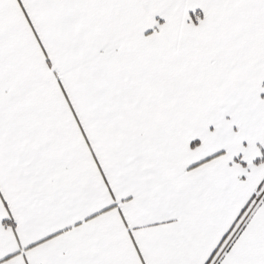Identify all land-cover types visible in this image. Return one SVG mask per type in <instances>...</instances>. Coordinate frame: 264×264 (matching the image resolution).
Wrapping results in <instances>:
<instances>
[{
  "label": "snow or ice",
  "instance_id": "obj_1",
  "mask_svg": "<svg viewBox=\"0 0 264 264\" xmlns=\"http://www.w3.org/2000/svg\"><path fill=\"white\" fill-rule=\"evenodd\" d=\"M0 264H264V0H0Z\"/></svg>",
  "mask_w": 264,
  "mask_h": 264
}]
</instances>
